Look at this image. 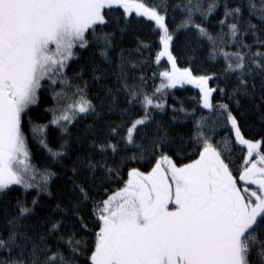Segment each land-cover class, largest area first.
<instances>
[{"label": "snow or ice", "instance_id": "snow-or-ice-1", "mask_svg": "<svg viewBox=\"0 0 264 264\" xmlns=\"http://www.w3.org/2000/svg\"><path fill=\"white\" fill-rule=\"evenodd\" d=\"M220 6V0H183L174 6L182 18L170 29L167 0L151 5L146 0H0V199L13 186L24 193L14 198L11 211L3 209L0 264H79L80 259L83 264H264V134L247 138L230 104L213 103L217 89L209 81L218 75H197L191 67L195 55L187 57L190 66L180 67L181 57L174 54L176 34L192 31L210 42L208 58L223 55L225 76L235 77L229 100L251 96L249 82L257 76L264 88V0H223L215 21L219 31L213 34L207 25ZM133 13L145 20L133 19ZM146 22L154 38L137 36L134 48H121L112 60L109 53L118 39L145 30ZM157 39L156 66L162 57L169 66L153 72L160 83L149 92L146 75L134 73L149 62ZM217 41L236 50L218 48ZM90 47L110 70L81 65L69 76L72 62L80 59L77 49ZM88 72L97 84L113 80L101 85L103 97L90 95ZM45 81L53 90V104L44 110L51 119L39 126L45 135L38 143L46 155L61 163L73 141L82 144L92 137L70 169V187L63 190L67 199L54 206L41 205L40 197H52L57 172L32 163L24 130L27 117L33 135L38 131L29 112ZM184 84L199 89V105L210 113L194 121L186 138L173 136L160 122L152 127L155 110L165 108L161 94ZM217 88L221 95L227 91ZM172 111L195 115V109L189 113L173 106ZM90 117L84 133L73 138L71 126ZM50 125L59 129L55 142L46 135ZM218 128H227L220 140ZM130 148L135 151L128 154ZM237 148L243 157L238 167L231 158ZM131 164L139 166L127 167L125 179L124 168ZM112 184L119 186L105 187ZM29 190L36 192L31 201ZM89 202L90 213L85 211Z\"/></svg>", "mask_w": 264, "mask_h": 264}, {"label": "trees", "instance_id": "trees-1", "mask_svg": "<svg viewBox=\"0 0 264 264\" xmlns=\"http://www.w3.org/2000/svg\"><path fill=\"white\" fill-rule=\"evenodd\" d=\"M146 2L151 5L153 3V0H146ZM158 2V0H157ZM183 3V0H167L168 4V24L170 29H175V25L179 23V21L182 18V12L179 8H175V5ZM256 3L259 4V0H256ZM221 6L218 8V10L211 14V23L207 25L210 28V31L215 34L217 31H219V25L215 23L220 16L223 13V0H220ZM245 4H247V0H245ZM232 6H235L234 4ZM206 7V4H205ZM114 14H119L114 13ZM245 16L248 15V12L245 11ZM133 19H141L145 20V18H137L135 16V13L132 14ZM197 21H199L200 17L197 15L196 17ZM147 23V22H146ZM253 23H258L255 16H253ZM152 24L147 23V27L143 31H136L133 32H127L124 34L123 39L119 40L117 46L114 50H110V58L112 60H115L119 53L120 49H132L136 45V37L139 36L142 39L145 40H152L154 37L152 35ZM110 30V29H106ZM226 31V29H225ZM158 38V33L155 34ZM120 34L117 32V37L119 38ZM175 39V51L174 54L181 57V59L178 61V64L180 67H188L190 66L187 62V57L190 55H195L196 60L191 65V67L194 68L195 73L197 75L201 74H208V73H216L219 77V79H212L209 81V86L217 89L213 93V103L222 102V103H229L230 107L233 110V114L237 116L238 121L241 124V130L245 134L247 138L251 139H258L259 134H264V101L261 100V96H264V88H262V82L261 78L259 76L255 77L254 79H250L249 82V92L251 93V96H235L231 100H229L227 93H230L232 91L233 86L236 83L234 76H228L226 77L223 69L225 68V60L223 55L217 56L215 60L208 58V50L211 47L210 42L207 40V38H201L196 39L195 33L192 31H180L176 34L174 37ZM261 39H264V37H261ZM225 41H227V37H225ZM246 42L247 43H253V37L249 34L246 36ZM158 39L157 43L153 46L151 51V58L149 59V62L143 67L138 68L135 70L134 74H139L140 72H143L146 77L148 78V91L151 92L153 88L160 83V78L157 75V77L153 80L152 74L153 72H158L166 67H168V61L167 57H162L161 60L158 62L159 67H157V62L155 61V53L158 48ZM217 47L218 48H224L225 51H235V46H228L227 44H221L219 41H217ZM192 48H196V52L193 54L191 52ZM255 47L253 48V51H255ZM80 55V59L72 62L71 68L69 71V76L73 71H78L79 67L81 65H84L87 69L92 68L93 66H99L101 69L109 68V63L104 59L103 56L99 54V51L95 47H90L85 51H80L77 49ZM145 56H148V51L145 52ZM110 70V68H109ZM84 79H88L90 81V95L93 97H103L104 92L102 90L101 85L102 84H109L111 85L113 83L112 79H109L107 81H102L101 84H97L91 81V74L90 72L86 73ZM80 83L78 80H74L73 84ZM255 85V88L252 87V85ZM217 85H219V88H226V93L224 95H221L219 89L217 88ZM60 85H57V90L59 89ZM52 89L48 87L47 81H45L44 89H42L39 93L40 99L37 105L31 106V111L29 112V116L32 118L33 124L37 125L39 127L40 125L46 124L50 119L51 115L45 113V109L48 107H51L53 104L52 101ZM199 89L192 84H184V85H177L172 89H168L166 93H162L159 99L165 100V108L163 111L157 109L155 110V120L153 122L152 127H155L156 122L162 123L164 126L170 128L171 134L173 136H183L188 137L191 133L192 125L194 121L202 116H208L210 115L209 111L206 109H202V107L199 105ZM240 100V105L237 106L235 103V100ZM95 103H99V99L94 100ZM175 106L177 109L183 107L186 109L189 113L192 112L193 109H195V115H188L185 116L183 113L179 112H173L172 107ZM176 116L177 119L175 121H172V117ZM111 119H116L115 116L111 117ZM92 122V118L80 119L78 120L73 126H71V133L73 138L77 135H82L85 131V126ZM102 124L103 121H100ZM32 125L28 123V118L25 117V133L28 137V145L29 149L32 153V163L37 165L38 167H44V166H50L52 167V170L57 172V176L53 178L52 184H51V191L53 193L52 197L47 196L46 194H42L40 197V203L41 205H47V206H54L58 201L60 200H66L67 197L64 195V189L67 187H70V182L68 180V177L71 176V167L73 166V163L76 161L77 156L81 155L84 151H87L86 147H83V145H86L89 140L92 139L91 135H89L85 140H83L82 144L77 143L73 141L71 143L69 148V155L67 158L63 159L61 163L54 164L50 157L46 155L43 148L39 145L38 141L39 139L43 138L45 133L40 134L38 131L36 135L34 136L31 130ZM230 128V126H228ZM59 129L55 126H49L46 129V135L49 140V142H55V138L58 136ZM227 133V128H218L217 129V135L216 140H220L223 138ZM234 139V137H233ZM264 150V149H262ZM132 151H135L134 148L129 149V153L131 154ZM124 153H121L120 155H123ZM99 158V157H97ZM195 158V157H191ZM232 159H235L237 161V164L235 166H239L240 162H242L243 157L240 155V149L237 148L236 152L231 157ZM254 158V157H253ZM119 159V156H117V160ZM186 162V161H185ZM137 164H131L124 168L125 173V179L127 167H138ZM150 166V165H149ZM146 170V169H144ZM238 176V172L234 173ZM99 175V173L97 174ZM122 183V182H121ZM119 185L112 184V185H105V187L108 188H116ZM36 195L35 190H29L27 193V198L29 201H31L32 197ZM20 196L23 197L24 193L18 186H13L12 191L3 199H0V218L3 216V209L7 207L9 211H11L12 205L15 203V197ZM97 199H100L101 197L97 196ZM85 211L90 213L91 212V203L89 202L85 208ZM91 227V225H89ZM81 235H87V233H81ZM79 264H83V259H80Z\"/></svg>", "mask_w": 264, "mask_h": 264}, {"label": "rangeland", "instance_id": "rangeland-1", "mask_svg": "<svg viewBox=\"0 0 264 264\" xmlns=\"http://www.w3.org/2000/svg\"><path fill=\"white\" fill-rule=\"evenodd\" d=\"M38 131H39V127H38ZM38 131H37V132H38ZM39 132H40V131H39ZM40 134H42V132H40ZM245 150H246V149H245Z\"/></svg>", "mask_w": 264, "mask_h": 264}]
</instances>
